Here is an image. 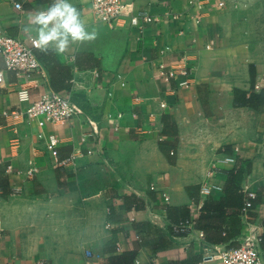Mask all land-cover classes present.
<instances>
[{"label":"crops","instance_id":"crops-1","mask_svg":"<svg viewBox=\"0 0 264 264\" xmlns=\"http://www.w3.org/2000/svg\"><path fill=\"white\" fill-rule=\"evenodd\" d=\"M16 1L22 11L0 0V29L27 38L29 12L48 0ZM124 1L157 21L142 33L110 27L89 0H73L94 40L64 54L37 50L44 72L30 78L0 57V111L18 105L20 84L33 100L68 92L79 109L68 123L0 114V264H107L126 251L136 252L134 264H203L264 223V109L243 106L234 92L264 86V0L210 1L199 22L190 0ZM168 9L189 17L173 20ZM160 61L190 68V84L163 79ZM93 129V141L83 143ZM49 135L58 139L55 155ZM236 158L249 162L239 184L256 192L255 206L240 220L229 207L201 210L223 196ZM181 207L189 231L174 235L169 227ZM201 214L206 238L195 226Z\"/></svg>","mask_w":264,"mask_h":264},{"label":"built area","instance_id":"built-area-1","mask_svg":"<svg viewBox=\"0 0 264 264\" xmlns=\"http://www.w3.org/2000/svg\"><path fill=\"white\" fill-rule=\"evenodd\" d=\"M13 6L22 11L23 6L20 1L11 0ZM214 1L218 6H223V0H190L189 7L196 8V13L191 15L195 22H199L201 12L205 9L208 2ZM92 11L98 21L107 24L110 27H117L123 24L136 28L140 33L143 32L146 25L156 22L157 18L149 14L145 9L134 10L131 4L124 0H89ZM165 14L173 20H186L189 17L187 11L174 12L170 9L165 11ZM181 32V31H179ZM37 49L33 45L30 35L27 38L19 36L7 35L0 29V57L3 59L5 67L15 72L19 77L30 78L33 75H43L44 68L37 55ZM160 53H166L165 49H160ZM181 58H184L182 56ZM156 68L160 76L165 80L171 78L175 79L181 76L177 81V86H188L190 84V68L187 66L170 65L167 66L165 62L160 61L157 63ZM3 70H0V83L3 82ZM18 105L14 108H8L0 111L4 117L13 118H44L40 120L39 124L44 121L53 123H68L76 115L79 114V109L72 102L68 92H60L49 90L42 93L38 99H32L29 87L27 84H20L15 90ZM164 102L160 103V107H165ZM120 116V115H118ZM114 129H117L115 125ZM96 129L91 132L82 134L80 140L88 144L93 141ZM58 139L54 135L48 136L47 149L53 155L56 154V146ZM91 150L87 149V153ZM224 161L232 162L231 156H225ZM247 198L241 210V215L248 216L252 210V198L255 197L254 191H246ZM164 200H168V196H164ZM130 217V220H133ZM185 226V225H184ZM182 226L180 229H183ZM188 227V224H187ZM264 233V223L259 227L252 229V231L245 234L240 240L239 244L235 247L224 248L216 250L213 254L205 256L203 264H264L261 249H260V236ZM199 236H203L199 232ZM136 239L140 241V237L136 234ZM89 251H86L88 254Z\"/></svg>","mask_w":264,"mask_h":264},{"label":"clouds","instance_id":"clouds-1","mask_svg":"<svg viewBox=\"0 0 264 264\" xmlns=\"http://www.w3.org/2000/svg\"><path fill=\"white\" fill-rule=\"evenodd\" d=\"M27 21L23 30L42 52L64 54L73 45L97 36L95 30H89L73 0H48L46 7L29 12Z\"/></svg>","mask_w":264,"mask_h":264},{"label":"trees","instance_id":"trees-1","mask_svg":"<svg viewBox=\"0 0 264 264\" xmlns=\"http://www.w3.org/2000/svg\"><path fill=\"white\" fill-rule=\"evenodd\" d=\"M235 96L239 95V101L243 106H248L252 108L255 111H262L264 109V86L260 89L259 92H251L248 96H246V93L235 89ZM236 102V101H235ZM235 162H239L240 164L235 165L232 169L227 171V179L225 186L223 188V196L219 198L218 200L213 199H207V201L204 202V204L201 206V210H206L210 207H213L215 211H218L220 214L223 213V210L227 207L232 208L233 211L237 214L236 217L239 219V216H241V210L244 205V201L247 198L246 193L242 191L240 188V182L243 175V167L241 166L242 163H244L247 167L249 166L248 161H243L240 159L235 160ZM256 192L255 197L250 199L252 203V208L255 206L256 203ZM169 209V208H167ZM228 209V208H227ZM178 211H181L182 213L178 218L173 219L172 224L169 227V230L174 235H185L188 233L189 228L187 227V224L190 222V219L188 217L187 211L185 207H181L178 209ZM203 214H201V217H199L195 221V226L198 228H201L200 230L203 233V236L206 238V227L201 223ZM231 221H235L234 218ZM185 225V226H184ZM182 226H184L183 229H180ZM137 235L140 237V241H142L141 234L137 232ZM239 244V240L230 242L227 244L226 248L235 247ZM260 249L264 250V233L260 236ZM136 252L135 251H126L122 252L120 254H116L113 256H110L107 258V264H134V258H135ZM172 264L175 262H171ZM177 264V263H176Z\"/></svg>","mask_w":264,"mask_h":264}]
</instances>
